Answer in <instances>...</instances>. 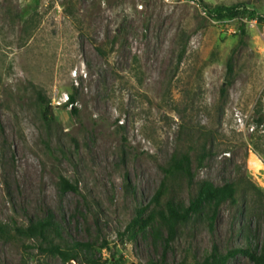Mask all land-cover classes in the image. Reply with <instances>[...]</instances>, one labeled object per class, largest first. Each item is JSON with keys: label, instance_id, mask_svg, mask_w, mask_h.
Returning <instances> with one entry per match:
<instances>
[{"label": "rangeland", "instance_id": "374dc122", "mask_svg": "<svg viewBox=\"0 0 264 264\" xmlns=\"http://www.w3.org/2000/svg\"><path fill=\"white\" fill-rule=\"evenodd\" d=\"M200 1L0 0L1 223L51 212L64 240L104 264L264 253V0ZM220 7L239 13L207 14ZM181 154L192 181L169 183L162 207H186L203 181L234 183L235 202L212 229L194 216L166 243L154 221L131 223ZM60 177L78 192L61 193ZM32 243L0 239V264H61ZM227 264L254 263L238 253Z\"/></svg>", "mask_w": 264, "mask_h": 264}, {"label": "trees", "instance_id": "16d2710c", "mask_svg": "<svg viewBox=\"0 0 264 264\" xmlns=\"http://www.w3.org/2000/svg\"><path fill=\"white\" fill-rule=\"evenodd\" d=\"M196 3L203 6L200 0ZM216 15L207 11L209 16L216 19L234 18L239 11L236 8L220 7L216 11ZM254 17L250 15L249 18ZM244 34V28L240 30ZM184 50V48H183ZM182 53H180V56ZM231 58L228 60L226 69L227 73L232 70ZM227 85L229 81H226ZM222 93L224 88L221 89ZM74 99L72 96L67 98L65 103L71 107V113L76 116V108H73ZM42 117L48 123L53 120L50 108L41 111ZM190 159L188 155L181 154L177 158H172L167 167L163 168V177L153 197L143 207L135 208V217L132 219L131 228H142L148 226L151 222H155L167 231L165 242H171L177 233L178 225L185 223L194 216L201 218L206 216L208 226L210 229L218 214L219 207L225 202H235V184L232 182H225L221 186H216L209 181H203L197 188V192L189 201L186 207L167 200L162 207L161 201L168 193V185L177 177L184 178L188 184L192 181V170L190 166ZM61 193L78 192L76 183L70 182L67 179L60 177L59 181ZM148 213L143 216L145 212ZM0 239L12 240H29L32 246L37 248L40 252L57 255L61 264L74 261L76 264H104L99 258L93 257L92 248L89 243L76 240H64L61 235V226L57 223L51 212H48L44 217L35 220H28L26 225H17L15 222L1 223L0 222ZM238 253L245 254L254 264H264V253L255 255L250 250H243L236 248L227 250L226 253L221 254L215 246L205 254L199 264H227L228 261L235 257Z\"/></svg>", "mask_w": 264, "mask_h": 264}, {"label": "built area", "instance_id": "2783aa9c", "mask_svg": "<svg viewBox=\"0 0 264 264\" xmlns=\"http://www.w3.org/2000/svg\"><path fill=\"white\" fill-rule=\"evenodd\" d=\"M244 22L249 24L250 27H254L256 25V18H251V19L244 21ZM262 36H264V35H262Z\"/></svg>", "mask_w": 264, "mask_h": 264}, {"label": "bare ground", "instance_id": "6f19581e", "mask_svg": "<svg viewBox=\"0 0 264 264\" xmlns=\"http://www.w3.org/2000/svg\"><path fill=\"white\" fill-rule=\"evenodd\" d=\"M254 162V161H253ZM255 165H257V167H259V165L257 164V162L256 163H254ZM261 166V165H260Z\"/></svg>", "mask_w": 264, "mask_h": 264}]
</instances>
